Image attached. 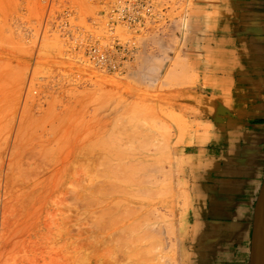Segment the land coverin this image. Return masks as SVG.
<instances>
[{"label":"rangeland","instance_id":"1","mask_svg":"<svg viewBox=\"0 0 264 264\" xmlns=\"http://www.w3.org/2000/svg\"><path fill=\"white\" fill-rule=\"evenodd\" d=\"M169 1L170 23L138 37L124 71L106 73L79 46L104 33L105 0H0V264H181L189 191L178 148L195 127L179 99L193 76L178 22L193 0ZM147 128L159 143L160 170L147 161L159 199L139 198L165 213H152L149 245L130 231L140 212L127 202L139 199L119 194L112 205L105 195L109 182L121 181L126 134Z\"/></svg>","mask_w":264,"mask_h":264},{"label":"crops","instance_id":"2","mask_svg":"<svg viewBox=\"0 0 264 264\" xmlns=\"http://www.w3.org/2000/svg\"><path fill=\"white\" fill-rule=\"evenodd\" d=\"M182 55L193 82L179 92L194 119L179 146L189 209L181 264H251L264 181V0H193Z\"/></svg>","mask_w":264,"mask_h":264},{"label":"built area","instance_id":"3","mask_svg":"<svg viewBox=\"0 0 264 264\" xmlns=\"http://www.w3.org/2000/svg\"><path fill=\"white\" fill-rule=\"evenodd\" d=\"M169 0H105L101 11L104 33L91 34L81 41L83 57L95 69L106 73H120L135 58L140 47L138 37L147 33L158 32L156 26L166 20L170 10ZM179 36L184 37L186 16L179 19ZM67 28V22L59 25ZM127 30L126 36L116 33V28ZM77 42V40H76Z\"/></svg>","mask_w":264,"mask_h":264},{"label":"bare ground","instance_id":"4","mask_svg":"<svg viewBox=\"0 0 264 264\" xmlns=\"http://www.w3.org/2000/svg\"><path fill=\"white\" fill-rule=\"evenodd\" d=\"M118 28H121V27H118ZM122 29H124V28H122ZM77 50H79V49L77 48ZM152 66H153V64H152ZM151 68H153V67H151ZM117 85H118V83H117ZM133 131L131 130L132 133H134ZM130 133H129V135L126 134L127 135V137H126L127 142H125V143L127 144V147L124 148V151H125V153H124L125 162L121 166L122 167V171H121L120 178H119V180H121V181H117L119 184L117 182H113V183L109 182V184H108V187H109L108 188V192L109 193L107 192V194H105V195H106V197L111 198L112 201L108 202V203H111L112 205H114V203L117 204V200L114 201L113 197H115V199H116V197L119 194L122 197L126 196L128 198V196H130V198L134 199V198L137 197L136 199H139L137 201L134 199L135 201H132V203H131V200L127 202V204L129 203V205L132 204L130 207H128V208H130L129 210L132 211V210H134L136 208V211L138 213L140 212L139 214L136 213L137 216L135 217V220L131 224L132 227H130L131 228L130 231L131 230L132 231H136L137 233H139L141 231L140 234L137 235L138 239H137V237H134L135 239H137L136 242L138 240H139V242H142V241L144 242L145 241L149 245L151 243L152 233L155 232L154 229H156V227L154 228L155 225L153 224V222H154L152 220L153 218L150 219V217H151V215L153 213V215L156 214V217L160 215L159 218L162 219L163 215L165 213L164 214H163V212L160 213L161 212L160 210H159L160 212L158 211L159 213H157V210H155V208L157 209L158 206H154V207L151 206L152 209L150 208V209L146 210V207L142 203L143 201H140L141 197L139 198V196L140 195H144L145 197L142 196L143 199L146 202H148L147 204L152 205L151 204L152 201L149 202L147 199H150L156 192L158 193V191H156L155 187L157 186V184L159 182V178H157L156 175L155 176L152 175L153 174L152 170H153V172H155L156 170L158 171L161 168V166L158 163L159 160H157L158 158L157 157L155 158V153L157 152V149H158L157 145L159 143L156 140V133L157 132H155L153 129H151V130H149L148 128L147 129H143L141 131H138V133L135 130L134 134H130ZM151 137L154 138V143L151 142L153 148L149 145ZM153 138H151V140H153ZM123 145H125V144H123ZM151 151H152V154H150ZM154 158H155V161L157 160L158 165H157V163H155L157 166L153 162H147V161H149L151 159L154 160ZM154 165H155V167H157L155 171H154V168H155ZM158 166H160V168ZM158 174H160V173H158ZM109 196H111V197H109ZM157 196L158 195H156V197ZM157 198L159 199V196ZM127 200L128 199H125V201H127ZM118 202L120 203L119 200H118ZM153 202H154V199H153ZM133 203H136V205L134 206ZM119 205L120 204H118V208L120 207ZM117 214L118 213H117V210H116V213L114 214L115 218H113V219H119L118 217L120 215V212H119V215H117ZM128 215H130V214H128ZM153 215H152V217H153ZM172 215H173V213H172ZM164 217H166V216H164ZM125 219H129V216H128V218L126 217ZM165 219H167V217ZM166 223H168V221ZM123 230H126V228H124ZM158 230H160V229H158ZM136 232H134L135 235L137 234ZM127 233H125V234H127ZM160 233H162V231ZM131 237L133 238V236H131ZM132 240H134V239H132ZM127 244H128V242H127Z\"/></svg>","mask_w":264,"mask_h":264},{"label":"water","instance_id":"5","mask_svg":"<svg viewBox=\"0 0 264 264\" xmlns=\"http://www.w3.org/2000/svg\"><path fill=\"white\" fill-rule=\"evenodd\" d=\"M251 264H264V181L255 209L251 243Z\"/></svg>","mask_w":264,"mask_h":264}]
</instances>
